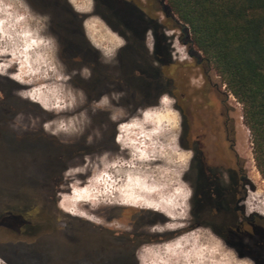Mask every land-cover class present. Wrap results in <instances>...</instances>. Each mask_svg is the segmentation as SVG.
I'll return each mask as SVG.
<instances>
[{
  "label": "rangeland",
  "instance_id": "374dc122",
  "mask_svg": "<svg viewBox=\"0 0 264 264\" xmlns=\"http://www.w3.org/2000/svg\"><path fill=\"white\" fill-rule=\"evenodd\" d=\"M9 2L10 0H0V20L8 19V10L3 7V4ZM25 2L33 13L49 17L48 27L42 35H50L55 38L57 44L55 59L58 64V71L63 75L69 76L70 79L62 82L65 90L64 88L62 90L63 100L60 102V108V106L53 107L57 103V97L54 95L53 90L58 84L54 75H50L49 79L31 78L33 82L26 83V85L13 80L11 76H0V91L5 92L6 96H8L9 110L7 112L14 115L10 128L40 130L47 138L46 140L41 136L21 137L14 135L0 138V157L11 163L0 166L2 184H7L12 193L23 191V193H30L33 189L45 195L43 200L29 202L30 207L25 217L30 223L26 234L23 235L24 237L0 230V260H3L4 264H59L61 260L60 252L63 249L61 247L63 243L59 239L66 238V240L72 242L73 233L71 231L75 227L93 225L117 231L129 230V220H132L134 222L138 221L140 230H143L148 235L156 237L163 235L172 236L166 241L152 243L155 245L173 246L171 251L164 257L165 259L181 261L182 264L185 253L189 252L191 247L190 245L184 246V238H188L196 242L195 248L192 249L193 257L204 255L205 253L200 252L199 249L206 247L208 259L214 260L216 264H256L254 259H242L236 254L235 251L239 247L237 244L234 243L236 245V250H234L209 229L192 223L194 190L188 180L191 178L189 169L192 155L189 158L187 156L189 151L184 150L181 146L182 120L176 110L175 103L165 104L163 100L166 96H164L157 104L144 105L143 107L142 105L145 102L140 99V109L129 117L128 111L135 106L137 100L125 86L114 83L112 75L107 77L106 80L105 75L100 74L98 84L93 88L90 87L88 83L90 75L85 76V70L91 74L92 62L90 59L100 58V66L108 67L113 57H109L106 53L110 50L116 51L120 47L118 45L120 38L98 16L93 15V0H69L72 9L78 15L85 17L83 22L84 35L90 47L89 49H91L87 53L88 58L82 56V47L75 43L68 46L64 45L63 37L54 27L50 18L51 11L47 7L42 4L35 6L30 0H25ZM71 2H74L77 7L87 6L89 9L86 12H79L73 7ZM172 16L176 22V29L168 33L172 37V57L174 60L187 65L186 68L191 82L188 95L185 96L184 106L188 108L197 106L199 109L192 112L194 117L192 129H195L196 133L207 135L210 140L215 138L216 144H219L218 148L221 149L223 146L224 123L228 122L229 126L234 125L236 154L241 161L245 162L249 180L246 206L248 211L264 218V180L255 166L252 139L249 130L243 122L242 106L227 91L212 66L205 62L202 54L194 47L188 28L175 15L172 14ZM84 23L93 25L94 35L97 34L95 38L104 43L105 49L97 48L90 41ZM6 58L0 57V59ZM73 59H78L82 62L81 69L73 67ZM16 70L17 66L14 65L13 68L9 69V72L13 73ZM25 79L29 78L26 77ZM68 91L75 95L76 103L72 104L74 107L66 108L64 105L68 103ZM80 92L83 93V100L78 95ZM208 92L212 93L208 94ZM21 93H27V96L21 95ZM114 93L122 94L119 100H111ZM98 94L101 97L108 95L111 100V107L95 108L97 102L91 101L90 98ZM167 98L174 101L170 97ZM32 99H35V101ZM37 101L42 102L44 105L46 104L48 110L41 108L39 104L35 103ZM117 109H122L126 113L117 121H112L111 118L105 120L101 116L104 112L113 114ZM144 112H147L148 115L150 114L151 118L148 116L145 119L142 115ZM81 113L85 114L86 120L81 121ZM73 117L77 121H81L78 126L83 128L82 132L67 134L54 130L57 126L56 123L58 124L60 121L66 122ZM134 118L141 119L144 123H142L140 128L129 129L124 135L129 139L136 140V147L140 148L146 156H154L155 159L137 160L138 172L133 173V178L142 180L149 189H155L151 193L150 198L153 197L156 202L168 201L172 203L173 218H169L152 209H147V205L153 203L154 200H146L140 195L136 196L139 202L138 206L129 207L125 205L126 203L121 201H126L122 195L128 193L127 184L124 186L123 191H114L109 189L107 184L90 183V180L97 175V168L95 167L98 165L97 157L103 152H110L112 154L111 158L117 156L124 159L129 158L130 149L121 150L120 144L116 142V137L121 134L119 132L120 126L130 123ZM109 123L117 127L114 141L107 139L104 135ZM53 124H55L54 127ZM46 125L50 126L46 127ZM142 131L146 135L141 136L140 133ZM90 136L92 141L89 143L88 138ZM220 142L222 145H220ZM56 143L64 146L67 157L72 158V160L70 167L60 175L62 178L61 182L52 184L45 180L48 176V170L39 165L43 160V154L38 149L39 147H43L42 149L45 150L55 148L54 144ZM86 150L94 152L91 155H86L84 152ZM208 151L209 153H214L212 146L209 144ZM150 162L151 164H149ZM86 165L87 167H85ZM79 167H85V171L83 173L72 171ZM79 187L89 188V191L91 190L90 193L100 202L95 211L86 210L85 205H78L80 211L89 212L86 213L87 219L66 214L58 207V202L68 197L70 191L72 192L73 189L75 190ZM189 189L191 190V195L185 200L184 197ZM54 191L56 192L55 199L47 197ZM112 200L116 202H107ZM16 202L21 203V200L18 201L12 198L9 204L15 206ZM41 208L43 215L40 213ZM121 209L129 211L121 212ZM138 212L154 214L155 222L151 225H144L139 220L141 217L143 218V215ZM181 212H185L186 215L181 216ZM49 216L52 221L49 220ZM89 216H93L96 220L103 221V223H96V220L92 219L88 220ZM1 217L12 221V216L10 215ZM107 218H111L112 221L107 222ZM142 220H148V216ZM117 225H121V227H117ZM167 225H172V227H167ZM156 227H163L164 231H153ZM32 236L37 237L38 240L32 241L34 238ZM30 241L34 243L29 244ZM178 242L181 244V248L175 247ZM112 247V245L103 247V251L108 255L107 262H117V260H125L127 258L123 254L115 253ZM134 255L135 264H139L136 254ZM90 261L88 259L77 264H90ZM98 262L102 264V262L105 263L106 261L98 260Z\"/></svg>",
  "mask_w": 264,
  "mask_h": 264
},
{
  "label": "flooded vegetation",
  "instance_id": "af4514ba",
  "mask_svg": "<svg viewBox=\"0 0 264 264\" xmlns=\"http://www.w3.org/2000/svg\"><path fill=\"white\" fill-rule=\"evenodd\" d=\"M94 1V0H93ZM94 4V3H93ZM120 14L118 22L113 20L105 10H101L102 22L112 31L120 40L124 41L113 58L110 60L108 67L100 66L101 59H90L92 62L90 87L98 84L100 74L107 77L112 75L114 83L125 86L132 92L136 101L133 108L129 109L128 116H133L140 109L139 100L145 102L144 105L157 104L164 96L174 100L176 110L182 120L181 146L184 150L192 153L190 173L194 196L192 201V218L195 225L204 227L213 232L228 246L236 250L237 243L233 239L239 238L238 250L236 254L244 259H250L251 251L245 245L243 239H246L248 227L256 224L260 230L264 231V218L248 211L246 202L248 199L249 180L245 167V162L241 161L236 154V142L234 137V125L227 123L223 125L224 137L223 146L218 148L216 139L210 140L205 134L196 133L194 126V117L192 112L199 110L198 107H185L184 102L189 92L190 79L185 63H180L172 57V37L168 35L176 29V22L173 19L172 12L165 3V0H129L127 3L118 1ZM137 5V10L132 6ZM68 11L64 10V13ZM85 17L74 15L65 17L64 22L71 24L72 29L76 30L75 44L82 47L83 57L88 58V52L91 50L85 47V42L81 38L80 24L84 22ZM111 26V28L107 25ZM85 25V23H84ZM73 67L81 69L82 62L73 59ZM172 65H178L184 68L181 73L180 82H174L165 75L164 70ZM212 92H208L211 94ZM0 138L7 135L21 137L46 138L40 130H28L22 128H10L13 114L8 113V96L0 91ZM100 94L90 98L91 101L98 102ZM111 113L104 112L101 116L108 120ZM116 126L109 123L105 131L107 139L114 141L116 136ZM51 139V138H50ZM220 142V145H222ZM208 144L212 146L214 153H209ZM217 145V146H216ZM55 148L38 150L43 154V160L39 165L48 170V176L45 180L48 183L59 184L62 180L61 173L71 165L72 158L67 157L64 146L59 143L54 144ZM86 155L93 154L94 151H84ZM11 164L6 159L0 157V166ZM87 182V181H86ZM26 189V188H25ZM24 192V191H23ZM12 193L9 186L2 184L0 177V230L13 233L12 222L1 216H16L19 218L20 233L26 234L29 228V221L25 215L29 209L30 201L43 200L45 195L32 189L30 193L26 192ZM56 192H51L47 197L55 199ZM12 198L21 200L15 206L9 204ZM123 205V204H120ZM121 212L129 211L121 209ZM43 215V210L41 212ZM143 215L139 220L144 225H151L155 222L154 214L138 212ZM135 217V215L133 214ZM132 216V217H133ZM148 216V220H142ZM12 218V217H11ZM60 218V217H58ZM112 221L111 218L106 219ZM129 230H114L107 227H95L93 225L78 226L81 229L92 233V230L101 232L104 236L105 244L112 245L119 254L127 256L125 260H117V263L124 261L129 264L135 263L137 250L144 244H152L157 241H166L171 235L152 236L148 235L139 228V222L129 220ZM239 231L234 234L233 231ZM63 250L66 257L64 261L72 262V254L76 252L74 244L70 241L63 244Z\"/></svg>",
  "mask_w": 264,
  "mask_h": 264
},
{
  "label": "trees",
  "instance_id": "16d2710c",
  "mask_svg": "<svg viewBox=\"0 0 264 264\" xmlns=\"http://www.w3.org/2000/svg\"><path fill=\"white\" fill-rule=\"evenodd\" d=\"M30 1L35 6L42 4L51 11L50 18L63 37L64 45L76 42V30L72 29L71 24L64 22L65 17L78 15L70 6L69 0ZM118 1L129 2L94 0L93 12L103 19L100 10L103 9L118 22L121 12ZM165 3L172 14L188 28L194 47L202 54L205 62L212 66L227 91L242 106L243 122L252 139L255 166L264 180V0H165ZM132 7L137 10V5ZM64 10L68 12L64 13ZM107 25L111 28L109 23ZM79 26L85 47L90 48L85 39L83 23ZM182 72L184 68L178 65L164 70L165 75L176 83L180 82ZM48 218L52 221L50 216ZM11 219L13 233L20 237L25 235L19 231V218L14 215ZM254 225L248 227L249 236L243 241L250 249L256 264H264V231ZM71 232L76 252L71 255L72 262H66L63 259L66 254L62 249L59 264H77L88 259L91 260L90 264H100L98 260L108 261V255L103 251V247L107 245L106 239L100 231L92 230L89 233L75 227ZM233 233L237 235L239 231ZM33 240L38 239L34 237ZM59 240L63 244L68 242L66 238ZM32 241L29 244H33ZM233 241L238 245L240 239L235 238ZM112 248L119 254V250Z\"/></svg>",
  "mask_w": 264,
  "mask_h": 264
},
{
  "label": "clouds",
  "instance_id": "9594fccd",
  "mask_svg": "<svg viewBox=\"0 0 264 264\" xmlns=\"http://www.w3.org/2000/svg\"><path fill=\"white\" fill-rule=\"evenodd\" d=\"M3 7L8 10V19L0 20V57L7 58L0 59V76H11L13 80L21 83H32L31 78L49 79L50 75H54L56 81L60 83L53 90L54 95L57 97V103L53 107L60 106V102L63 100L62 90L64 85L62 82L67 81L70 77L58 71V64L55 59L57 50L55 38L50 35H42L48 27L49 17L33 13L25 0H10L9 3H4ZM123 44V40L118 41L119 46H123ZM106 55L113 57L115 51L110 50ZM14 65L17 66V70L10 73L9 69L13 68ZM88 75L90 73L85 70V76ZM26 77L29 79H25ZM21 95H27V93H21ZM78 95L83 100V93L80 92ZM121 95L114 93L111 100H119ZM75 99V95L71 91H68V103L64 106L71 107L75 103ZM111 100L108 95H105L95 104V108L103 109L111 107ZM163 102L171 104L174 101L165 97ZM124 115L126 113L122 109H117L110 118L112 121H117ZM142 115L145 119L148 117L147 112L142 113ZM80 116L81 121L87 119L84 113H81ZM81 121H77L75 117L66 122L60 121L55 131L67 134L82 132L83 128L78 126ZM142 123H144L143 120L134 118L130 123L120 126L121 134L116 137V142L120 144L121 150L130 149L129 158L124 159L119 156L111 158L112 154L110 152H103L97 157L98 165L95 166L97 168V175L90 180V183L107 184L109 189L123 191L124 186L131 182L133 173L138 172L136 161L149 158L155 159L154 156H146L140 148L136 147V140L129 139L124 135L129 129L140 128ZM46 127H49V125H46ZM140 135L144 136L146 133L142 131ZM88 141L89 143L92 141L91 136L88 138ZM191 155V152L187 153L189 158ZM85 167H79L72 171L83 173ZM150 191H155V189H150ZM190 195L191 190L189 189L184 199L187 200ZM107 202L112 203L116 201ZM121 202L127 203L128 201ZM147 206L158 207V205L152 204H148ZM61 207H63V204H61ZM67 210L71 211L74 215H86L85 212H77L74 208ZM180 215L184 216L186 213L181 212ZM88 219L96 220L93 216H89ZM96 223H103V221L96 220ZM117 227H121V225H117ZM167 227H172V225H167ZM153 231H164V228L156 227ZM195 244L194 240L184 238V246L190 245L191 247L189 248V252L185 253L182 264H216L214 260L208 259L206 247L199 249L200 252L205 253L204 255L193 257L192 249L195 248ZM172 247V245H142L136 252L139 264H181V261H172L164 258L171 251ZM175 247L181 248L182 246L178 242ZM0 264H4V261L0 260Z\"/></svg>",
  "mask_w": 264,
  "mask_h": 264
},
{
  "label": "bare ground",
  "instance_id": "6f19581e",
  "mask_svg": "<svg viewBox=\"0 0 264 264\" xmlns=\"http://www.w3.org/2000/svg\"><path fill=\"white\" fill-rule=\"evenodd\" d=\"M71 4L73 5V7L79 11V12H86L88 11V7H77L74 2H71ZM95 27V26H94ZM85 28L87 29V35H88V38L90 39V41L95 45L97 46V48H102V49H105V46H104V43L101 42L100 40L96 39L95 36L97 35H94V28H93V25L90 24V23H86L85 24ZM97 28V27H96ZM104 37V36H103ZM35 79V78H34ZM47 81V80H46ZM56 81V80H55ZM37 82V81H35ZM57 82V81H56ZM18 83V82H17ZM59 83V82H58ZM43 84V83H42ZM26 85V83H25ZM40 85V84H39ZM38 86V85H37ZM56 86V85H55ZM36 87V86H35ZM34 87V88H35ZM52 87V86H51ZM44 90V89H43ZM64 90H65V87H64ZM28 92V91H27ZM42 94V93H41ZM44 94V92H43ZM42 94V96H43ZM50 94V93H49ZM27 96V95H26ZM33 96V95H32ZM41 96V95H39ZM37 97V96H36ZM40 98V97H39ZM45 99V98H44ZM35 101V99H32ZM44 101V100H43ZM51 101V100H50ZM46 102V101H45ZM37 104H39V106H41V108L43 109H46V104L44 105L42 102L40 101H37L35 102ZM76 103V102H75ZM49 104V103H48ZM48 106V105H47ZM52 106V105H51ZM73 106V105H72ZM74 107V106H73ZM76 107V106H75ZM61 108V106H60ZM67 108V107H66ZM65 108V109H66ZM53 110V109H52ZM67 110V109H66ZM72 110V109H71ZM61 111V110H60ZM59 111V113H60ZM47 112V111H46ZM58 112V111H56ZM66 112V111H65ZM48 113V112H47ZM53 113V112H51ZM150 118H151V115L149 114L148 115ZM55 124H53V127H54ZM57 125V123H56ZM50 126V125H49ZM55 130V129H54ZM119 132H120V129H119ZM118 144V143H117ZM153 162V161H152ZM151 164V162L149 163ZM82 184V183H81ZM72 190V188H71ZM91 191V190H90ZM89 191V188H82V187H79L77 189H73V191L69 192V196L62 199L60 202H58V207L64 211V213L66 212V214H69V215H72V216H76V217H82V218H86L87 219V214L85 216H79V215H74L71 211H68L67 209H75L77 212H80V210L78 209V205L79 204H82L85 205L86 207V210H94L97 208V206L99 205L100 202H98V200L96 199V197L94 198V196L92 195V193H90ZM127 191L128 193L126 194H123L122 197L124 199H126V201H128V203H126L125 205L129 206V207H135V206H138V195L140 196H143L146 200H149V201H153L154 198H150V195L153 191H150L149 187L146 186L144 184V182H142V180H139V179H134L132 178L131 182L130 183H127ZM95 193V192H94ZM93 193V194H94ZM155 193V192H154ZM156 195V194H155ZM100 196V195H99ZM98 196V198H99ZM137 196V197H136ZM153 196V195H152ZM142 198V197H141ZM123 199V200H124ZM153 199V200H152ZM143 200V199H142ZM155 201V200H154ZM153 203H151L152 205H158V207L156 206H153V207H147V209H152L154 211H157V212H160L162 213L163 215L169 217V218H173V213H174V210H173V206H172V203L168 202V201H155ZM146 203V202H145ZM61 204H63V207H61ZM146 206V205H145ZM100 208V207H99ZM82 209V208H81ZM146 209V208H145ZM88 212V211H87ZM85 212V213H87ZM100 212V211H98ZM89 213V212H88ZM176 214V213H175ZM176 216V215H175ZM175 218V217H174ZM177 218V217H176ZM181 219V218H180ZM89 220V219H88ZM175 220V219H174Z\"/></svg>",
  "mask_w": 264,
  "mask_h": 264
},
{
  "label": "water",
  "instance_id": "95a60500",
  "mask_svg": "<svg viewBox=\"0 0 264 264\" xmlns=\"http://www.w3.org/2000/svg\"><path fill=\"white\" fill-rule=\"evenodd\" d=\"M93 15L96 16L93 12ZM102 264H113V263H110V262H105V263H102Z\"/></svg>",
  "mask_w": 264,
  "mask_h": 264
}]
</instances>
